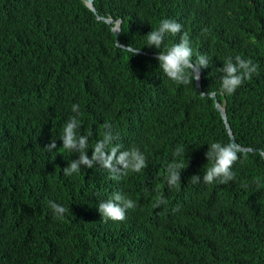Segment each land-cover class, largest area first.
<instances>
[{
  "label": "trees",
  "instance_id": "obj_1",
  "mask_svg": "<svg viewBox=\"0 0 264 264\" xmlns=\"http://www.w3.org/2000/svg\"><path fill=\"white\" fill-rule=\"evenodd\" d=\"M96 14L81 0H0V146L9 147L10 169L22 175L0 181V264H264L263 191L249 189L239 176L264 178V71L253 74L233 94H220V73L228 57L247 40L264 54V0H93ZM96 16L121 20L116 45L111 26ZM177 19L189 34L192 61L201 54L200 90L214 92L225 105L238 151L235 179L203 181L208 144L233 143L214 101L202 97L195 81L182 85L159 70L158 49L146 36L162 19ZM178 38L180 39V35ZM165 37L161 51L171 46ZM80 105L79 135L91 131L87 155L109 123L122 150L139 148L146 167L119 179L96 165L65 176L79 153L59 139ZM56 141L57 175L30 173L32 154L43 157ZM177 147L182 156L174 157ZM262 151V154L258 152ZM183 164V183L170 188L167 165ZM244 176L243 178H247ZM114 192L136 202L122 222L101 220L97 205ZM167 201L156 207L158 196ZM69 209L54 215L49 202ZM7 245V258L1 253Z\"/></svg>",
  "mask_w": 264,
  "mask_h": 264
},
{
  "label": "clouds",
  "instance_id": "obj_2",
  "mask_svg": "<svg viewBox=\"0 0 264 264\" xmlns=\"http://www.w3.org/2000/svg\"><path fill=\"white\" fill-rule=\"evenodd\" d=\"M109 26L112 27V25ZM182 30H184V28L177 19H162L158 28L152 29L146 36H144V38L146 39L147 47L154 46L159 50L156 55L152 56L157 58L159 70L162 71L163 75L175 83L190 85L193 84V81H198L200 79L201 68L209 67V58L201 54L197 57L196 63H193L189 34L186 32L181 34ZM178 34L181 35L180 39L178 38L179 41L176 42ZM168 35H171V46H167L161 51V46L164 44L165 37ZM243 35L247 38V40L241 41L238 44V52H249L258 60V63L240 55L226 58L223 62V66L216 69V71L221 74L220 94L222 95L233 94L246 80H251L253 74H257L259 70L263 74L264 54L260 52L259 55H255L254 42L249 38L245 28L243 30ZM116 43H119L118 46L125 51L131 52L132 56L136 54L146 55L145 51L133 48L131 45L127 46L122 44L118 38L116 39ZM71 110L76 115H73L67 120L63 126L59 139L62 141L63 149L79 153V155L78 159L71 161V163L62 170L65 176H71L74 173L78 174L81 171L82 166L91 169L98 165L108 170L112 174V179H119L121 175H127L129 172L139 173L147 166L146 157L142 154L139 148L132 147L122 150L121 144L114 143L118 137L113 135L111 125L107 122L103 125L105 131L103 132L102 138L92 146V154L89 158L87 153L89 148V138L92 136V133L89 131L86 135L78 134L77 130L81 125V121L77 118L80 115V105L73 104ZM16 146L19 147V140H16L11 144H3L0 146L1 182L3 179L10 176L19 177L22 175L20 163H17L13 169H10L8 150L9 147L12 149L16 148ZM56 147V141L51 140L44 148L48 152H51L50 154L43 157H40L38 154H32L30 158L31 172L28 173V170L25 169V173L35 177L44 171H53L58 175L62 168L61 160H55L52 163L53 166H50L48 163V160L55 158L56 153H54L53 150L56 149ZM237 147L241 146L238 144L235 145L231 142L227 144L211 142L208 144V150L205 153V158L208 163L204 167V174L202 177L199 173L193 174L190 181L193 184H197L202 181L205 184H211L214 181H218L223 185L231 183L235 179L234 167L237 160L240 158L238 156V151L240 150ZM245 149H252L255 152L257 151L254 148ZM258 152L263 156L262 151L258 150ZM183 153L184 149L177 147L173 156L179 157L182 156ZM183 167L182 163H177L175 160L167 165L165 180L170 188H178L179 185L183 183V177L180 175ZM244 176L248 177L243 178ZM239 177L242 178L247 188L263 191V177H253L244 173H242ZM166 203L167 201L161 195L157 197L155 206L159 207L160 205ZM49 206L53 210L54 215L57 217H62L69 211V209L52 201L49 202ZM136 207L137 204L135 201L127 198L120 192H114L109 199L106 201H100L97 205L101 220L104 222L109 220L113 222H122L126 219V212L128 210H134ZM9 252L10 247L7 245L1 253L5 258H7ZM36 264L41 263L38 260Z\"/></svg>",
  "mask_w": 264,
  "mask_h": 264
},
{
  "label": "water",
  "instance_id": "obj_3",
  "mask_svg": "<svg viewBox=\"0 0 264 264\" xmlns=\"http://www.w3.org/2000/svg\"><path fill=\"white\" fill-rule=\"evenodd\" d=\"M85 5L94 13L96 14V9L94 7V4H93V0H82ZM96 19L97 20H100L102 22H104L105 24L107 25H112L111 27V31L113 32L115 38L117 39L118 36H119V31H120V25H121V20L117 19V20H114L113 18H102V17H99V16H96ZM117 45H119V43H116ZM195 84H196V89L197 91L200 93V95L202 97H209V98H212L213 101H214V107L215 109L219 112L220 114V117L225 125V129L227 130V133L231 139V141L237 145L234 141V138H233V133L230 129V126L227 122V116H226V113H225V105L222 104L220 105L216 99V96H215V93L212 92V93H209V94H205V93H202L201 90H200V81H195ZM240 151H249V152H255L254 150L252 149H245L243 147H237Z\"/></svg>",
  "mask_w": 264,
  "mask_h": 264
},
{
  "label": "bare ground",
  "instance_id": "obj_4",
  "mask_svg": "<svg viewBox=\"0 0 264 264\" xmlns=\"http://www.w3.org/2000/svg\"><path fill=\"white\" fill-rule=\"evenodd\" d=\"M119 40V39H118Z\"/></svg>",
  "mask_w": 264,
  "mask_h": 264
}]
</instances>
